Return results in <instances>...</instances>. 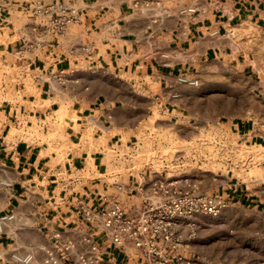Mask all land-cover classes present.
Segmentation results:
<instances>
[{"label":"crops","instance_id":"crops-1","mask_svg":"<svg viewBox=\"0 0 264 264\" xmlns=\"http://www.w3.org/2000/svg\"><path fill=\"white\" fill-rule=\"evenodd\" d=\"M33 1L37 0H0V23L7 19L0 29V79H6L0 88V128L6 130L8 121L20 112L29 114L30 103L36 104L35 113L40 115L63 109L68 149L59 160L48 145L8 140L9 132L2 136L0 180L12 187L0 188V215L14 217L0 235L4 254L0 264H15L13 252H31L33 264H44L47 251L57 252L59 244H73L59 264H78V255L89 249L86 237L100 245L106 264H146L132 243L111 246L101 219L97 224L87 222L80 201L97 210L106 200L111 183L108 150L138 139L157 109L176 124L190 119L195 96L177 77L195 74L211 62L229 65L239 60L244 47L241 29L254 22L264 24V0H184V8L195 6L197 14L185 29L176 31L163 23L161 28L150 27L139 7L152 0H39L76 10L83 35L76 39L79 43L68 32L54 42L48 36L45 44L26 49L24 61H33L45 77L39 82L30 78L29 87L26 77L15 86V72L3 62L12 60L26 40L38 37L34 29L41 22L15 12ZM7 2L13 5L10 17L3 8ZM79 45L87 51L73 52ZM168 52L174 56L163 55ZM169 59L174 62L167 63ZM174 94L179 97L173 98ZM231 129L246 143L264 144V124L237 121ZM138 182L130 180L124 188L134 191ZM144 183L149 190L148 181ZM134 198L125 197L126 203Z\"/></svg>","mask_w":264,"mask_h":264},{"label":"rangeland","instance_id":"rangeland-1","mask_svg":"<svg viewBox=\"0 0 264 264\" xmlns=\"http://www.w3.org/2000/svg\"><path fill=\"white\" fill-rule=\"evenodd\" d=\"M139 8L151 28L168 24L175 31L185 29V24L197 14L195 6L184 8V0L144 1ZM241 30L244 47L239 60L229 65L211 62L195 74H182L198 80V86L181 83L180 75L177 77L188 94L195 96L188 121L176 124L168 115H162L159 108L149 117L139 138L132 142L133 145L138 142V147L120 153L111 148L107 152L110 182H145L150 173L165 176L183 172L201 183L204 193L228 198L229 205L217 215L195 216L192 236L188 235L189 228L182 226L188 235L184 254L189 264H264V146L250 147L255 164L249 170L237 163L245 159L243 151L232 164L225 151L216 146L224 137L240 144L243 150L246 145L232 131V123L249 121L257 127L264 124V24L250 23ZM67 32L70 39L79 43L76 39L83 35L79 23L71 25ZM163 55L174 56L170 52ZM166 62L172 64L174 59ZM30 78L25 80L27 87ZM13 98L10 95V101L16 102ZM30 104L29 114L20 112L8 121L6 130L0 128V140L9 132L8 140L17 138L48 145L49 150L58 152L61 160V154L68 149L63 109L40 115L35 113L36 104ZM232 184L238 186L234 191L229 189ZM2 187L5 185L0 183Z\"/></svg>","mask_w":264,"mask_h":264},{"label":"built area","instance_id":"built-area-1","mask_svg":"<svg viewBox=\"0 0 264 264\" xmlns=\"http://www.w3.org/2000/svg\"><path fill=\"white\" fill-rule=\"evenodd\" d=\"M12 6L10 2L3 5L8 17L11 16ZM15 12H19L20 16L32 19L34 22H41L35 23L37 27L34 31L38 32V37L26 40L15 57L12 60L4 61L3 66L15 72L14 83L23 82V78L28 76L39 82L45 76L42 75V70L39 67L33 66V61H24L25 50L45 44L48 36L54 37L52 40L54 42L59 36L65 34L71 25L81 23V14L65 5L44 4L39 0L33 1L26 7H18ZM48 16L49 18H47ZM6 23L7 19H5V23L2 21L0 29L5 28ZM80 50L87 51L85 46L79 45L73 52ZM8 73L9 71L6 74ZM60 75H63V72H60ZM59 80L66 81L64 76H59ZM178 80L192 86L199 85L198 80L189 79L182 74ZM5 83L6 79H0V88L4 87ZM177 97V94L173 95V98ZM243 142L246 146L242 150L240 144L221 137L220 142H216V146H220L225 151V157L232 164L234 161H238L236 155L243 151L245 159L237 163H241L246 170H249L255 164L254 153L250 147L264 146V144ZM137 143L127 147L116 145L117 148L115 146L113 149L118 153L126 148L134 150L140 145ZM147 181L150 184L149 190L144 187V182H138L137 189L131 192L126 191L125 184L120 180L112 181L109 185V192L105 196L106 200L101 202L97 210L94 206L85 205L80 201L81 212L87 222L91 224H97V218L101 219L103 232L111 246L123 248L127 243H132L140 251L146 264H189L184 252L188 247V235L192 236L196 227L195 216L217 215L229 205L228 198L217 193H204L201 190V183L194 181L183 172L167 173L165 176L162 173L154 172L150 173ZM0 183L12 187L10 182L0 180ZM237 187L236 184H232L229 189L234 191ZM127 196L135 197L133 202L126 203L125 197ZM138 198L141 202H136ZM13 217L9 214L0 215V235L4 233L6 223ZM183 225L189 228L188 235L182 229ZM84 243L89 249L78 255V264H106L100 257V245L97 242L86 237ZM72 248L73 244H59L55 248L57 252L47 251L44 264H59L60 259L66 258ZM3 260L4 254L0 251V263ZM11 260L15 264H33L35 256L31 252L25 254L13 252Z\"/></svg>","mask_w":264,"mask_h":264},{"label":"bare ground","instance_id":"bare-ground-1","mask_svg":"<svg viewBox=\"0 0 264 264\" xmlns=\"http://www.w3.org/2000/svg\"><path fill=\"white\" fill-rule=\"evenodd\" d=\"M170 16V15H169Z\"/></svg>","mask_w":264,"mask_h":264}]
</instances>
